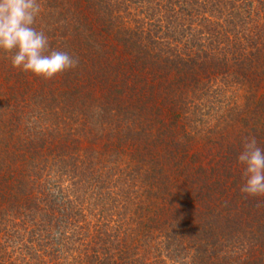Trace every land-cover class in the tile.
Returning <instances> with one entry per match:
<instances>
[{
	"label": "trees",
	"instance_id": "1",
	"mask_svg": "<svg viewBox=\"0 0 264 264\" xmlns=\"http://www.w3.org/2000/svg\"><path fill=\"white\" fill-rule=\"evenodd\" d=\"M38 3L78 64L0 49V264H264V0Z\"/></svg>",
	"mask_w": 264,
	"mask_h": 264
},
{
	"label": "clouds",
	"instance_id": "2",
	"mask_svg": "<svg viewBox=\"0 0 264 264\" xmlns=\"http://www.w3.org/2000/svg\"><path fill=\"white\" fill-rule=\"evenodd\" d=\"M39 12L38 0H0V49L14 52L13 67L50 79L77 67L78 60L67 52L48 51L47 36L33 27ZM238 161L244 165L241 193L264 196V150L255 138L245 139Z\"/></svg>",
	"mask_w": 264,
	"mask_h": 264
},
{
	"label": "rangeland",
	"instance_id": "3",
	"mask_svg": "<svg viewBox=\"0 0 264 264\" xmlns=\"http://www.w3.org/2000/svg\"><path fill=\"white\" fill-rule=\"evenodd\" d=\"M256 88L260 89V91H259L257 94H260V95H263V94H264V82L261 83V84H259L258 87H256ZM254 92H255V91H253V93H254ZM230 101L233 102V99L231 98ZM243 102H244L245 104H247L246 101H243ZM246 106H247V105H246ZM248 107H252V105H250V106H248ZM241 111H246V112H245V115H248V116L251 114V110H241ZM220 113H223V110H222Z\"/></svg>",
	"mask_w": 264,
	"mask_h": 264
}]
</instances>
